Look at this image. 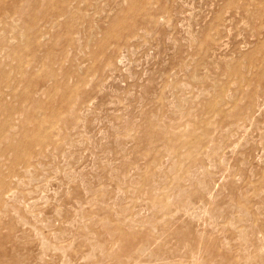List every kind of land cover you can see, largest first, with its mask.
I'll list each match as a JSON object with an SVG mask.
<instances>
[{
  "label": "rangeland",
  "instance_id": "1",
  "mask_svg": "<svg viewBox=\"0 0 264 264\" xmlns=\"http://www.w3.org/2000/svg\"><path fill=\"white\" fill-rule=\"evenodd\" d=\"M0 264H264V0H0Z\"/></svg>",
  "mask_w": 264,
  "mask_h": 264
},
{
  "label": "bare ground",
  "instance_id": "2",
  "mask_svg": "<svg viewBox=\"0 0 264 264\" xmlns=\"http://www.w3.org/2000/svg\"><path fill=\"white\" fill-rule=\"evenodd\" d=\"M251 6V5H250ZM258 8V7H257ZM255 10V9H254ZM245 12H247V11H245ZM256 12V11H255ZM252 18V17H251ZM253 19V18H252ZM253 21V20H252ZM255 28V27H254ZM256 30V29H255ZM23 31V30H22ZM23 33V32H22ZM92 33V32H91ZM263 34V33H262ZM124 36V35H123ZM122 40V39H121ZM229 68V67H228ZM53 79V78H52ZM171 86V85H170ZM172 86H174V85H172ZM217 86V85H216ZM215 87V86H214ZM168 89V88H167ZM215 89V88H214ZM165 90V89H164ZM237 90V89H236ZM171 91V90H170ZM166 92V91H165ZM174 93V92H173ZM164 95V94H163ZM174 95V94H173ZM166 97V96H165ZM221 99V98H220ZM178 101H179V99H178ZM184 101V100H183ZM74 105V104H73ZM181 108H183V106L181 107ZM179 110V109H178ZM41 111V110H40ZM71 114V113H70ZM64 115V114H63ZM76 123V122H75ZM62 130V129H61ZM169 134V133H168ZM59 135V134H58ZM61 144V143H60ZM58 146V145H57ZM40 152V151H39ZM40 155V154H39ZM31 167V166H30ZM27 169H30V168H27ZM241 208H243V207H241ZM240 209V208H239ZM247 210V209H246ZM245 226V225H244ZM244 229V228H243ZM247 229V228H246ZM241 231V230H240ZM242 233H243V231H242ZM240 235V234H239ZM241 238V237H240ZM245 239V238H244ZM261 249V248H260ZM100 250V249H99ZM91 251H92V249H91ZM255 252V251H254ZM258 252V251H257ZM260 253V252H259ZM262 253V252H261ZM253 256V255H252ZM248 258V257H247ZM246 258V259H247ZM255 258V257H254ZM245 259V260H246ZM232 263V262H231ZM252 263V262H251Z\"/></svg>",
  "mask_w": 264,
  "mask_h": 264
}]
</instances>
